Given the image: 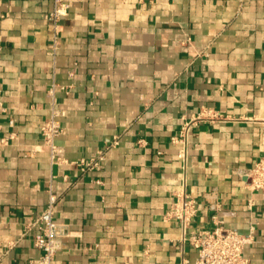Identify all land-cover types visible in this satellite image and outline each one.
Masks as SVG:
<instances>
[{"label": "crops", "instance_id": "obj_1", "mask_svg": "<svg viewBox=\"0 0 264 264\" xmlns=\"http://www.w3.org/2000/svg\"><path fill=\"white\" fill-rule=\"evenodd\" d=\"M65 1L55 39L52 0H0V264H38L22 228L49 194L67 229L52 264H194L165 220L183 186L192 228L219 214L252 230L244 254L264 264V194L240 176L264 158V0ZM53 105L54 164L40 139ZM201 108L227 119L191 129L183 169L171 139Z\"/></svg>", "mask_w": 264, "mask_h": 264}, {"label": "built area", "instance_id": "obj_2", "mask_svg": "<svg viewBox=\"0 0 264 264\" xmlns=\"http://www.w3.org/2000/svg\"><path fill=\"white\" fill-rule=\"evenodd\" d=\"M52 10L46 18L52 23L53 32L56 39L60 21L67 16L69 4L65 0H52ZM62 112L56 106H51L50 115L40 128V139L42 144L50 152L51 162L54 164L58 159V151L55 139L64 133L61 124ZM218 110L214 108H201L199 112L190 117L182 118L178 135L171 139V143L178 147V158L185 169L187 161L188 138L191 129L202 122H216L226 120ZM1 144H6V140H1ZM116 140L112 145H116ZM103 160V155L99 152L96 158L87 162L82 161V165L90 169L97 168L99 162ZM240 176L246 179V189L250 192H261L264 194V158L259 159L249 170H242ZM213 194H205L204 199L210 207L213 206ZM55 197L49 194L48 202L44 210L26 224L23 225V235L36 230L33 235V245L41 251L38 264H52L55 256L54 242L67 235V229L54 220ZM254 205L252 199H248L247 207L250 209ZM197 215L196 200L192 198L184 189V186L175 194L174 202L165 214V220L176 223L179 226L180 243H187L193 248L197 257L194 264H251L245 256L244 249L253 241L252 230L249 234H240L234 229L223 226L219 219V214L212 217L215 227L212 229L192 228L191 224Z\"/></svg>", "mask_w": 264, "mask_h": 264}]
</instances>
